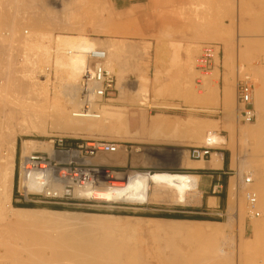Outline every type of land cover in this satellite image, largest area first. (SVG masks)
<instances>
[{
	"label": "bare ground",
	"instance_id": "bare-ground-1",
	"mask_svg": "<svg viewBox=\"0 0 264 264\" xmlns=\"http://www.w3.org/2000/svg\"><path fill=\"white\" fill-rule=\"evenodd\" d=\"M107 1L106 0H0V16L3 17L2 19H4V21L2 19H0V20H2L1 22H3L0 24H1V26L3 25V27L6 25V27L9 28V30H8L9 32H7L6 34H8L10 36V34L12 33L11 37H13L14 40H18L19 43H21L27 47H29L31 45L33 47V45H34L35 49L40 50L39 53L41 54V59H39V60H41L42 62L38 61L39 62V63L37 62L38 64L35 63L36 67H34V69L35 68L37 69V71L35 69L36 73L39 74V76L42 77L43 79L42 78L40 79V77L39 78L37 77L38 79H40V82H39V80L37 81V78L34 75L36 78V79H34L36 83L35 82L32 83L31 86L34 84V86H32V87H34V89L37 87L38 92L44 97V100L47 103V105H49L48 102H50V100H51L50 92H51V87H52L51 74H52V70H53V71H55V74H56L57 83L59 84V82L63 81L62 83H64V84L61 86L65 87L67 89L66 91H69V96H70L69 99L64 100V101H62V100L60 101V99H62V98H60L62 95L60 97H58L59 94H58L57 90L55 89L56 86L53 85V87H55L54 88L55 91L57 92L56 93L57 97L60 99L57 100L58 98L56 97V94L54 91V94H55L54 98L56 97L57 99L53 98L54 101L51 100L53 102L50 104L51 106H49V107L47 106L46 111H45V109L42 111H41V109L40 110L37 109L36 107L38 105L36 107H33V108L30 106L31 110H29V111L27 110L28 112L21 110L24 112L22 113L21 111L20 112L17 111L15 113L14 112L12 113L10 111L9 113L10 114L12 113V114L9 116L10 117L9 119H7L8 116L5 117L6 119L4 118L5 119L4 121L1 120L2 118L0 119V129H1L0 130V132H1L0 133V136H1L0 139L2 141L1 144L4 147V148L0 149V157H1L0 181H1L2 185L4 184V186H5L4 188H6V190H3L4 193L2 191L3 188L0 189V193H1L0 194V207H2V208H0V210L2 209L0 211L1 212L0 216L3 215L2 213L6 212V211H8V209L10 210L12 208L11 212H13V213L8 211L9 213H11L10 217L8 216V213L7 214L5 213L7 216L5 214L3 216H6V218L9 220V221L8 220L7 221L10 222L9 224H11V227H12V225L17 226L18 229L23 233V235H21V232L20 233L16 232L18 235L17 236L15 235L16 236L15 238H17L20 234L19 237H21L22 240H23V238L25 240L24 241L25 244L21 245L20 244L21 240L18 237L19 239H17V241L18 240L20 241L19 244L21 245L22 249H20V245L19 246L17 245L16 250H14L12 248V247H15V246H13V242H11V244H12L11 247H9V245L7 246L6 245L7 243H4V240H6V238L10 239V241H11V239L14 238V236H12L13 234L9 233V234H11L12 238H8L10 235L7 234L6 232H4L9 236L6 235L7 237L5 236L6 238L5 237L3 238L1 236L5 235V234L3 232H0V233H2L0 236V240H1V238L4 239V240L2 239L3 242L0 241L1 243H4V244L0 243L1 246L4 245L6 248L7 247L10 249L12 248V250H13V251L11 250V252H13V253L8 252L7 254H9V255L5 254V256L6 255L10 256L11 254H13V256H14V259H12L11 258L12 255H11V257H10L11 259H10L9 257L6 258L4 255L2 256V254L0 253V258L2 261H4L3 264H6L7 262H9L10 264H11V262H13L15 264L16 263H18V264H153V263H148L144 259V256H143L142 243L140 242V240L143 239L142 237H145L144 236L145 233L151 234V238H152L151 240L154 243L153 247L156 250V254L158 252L157 257L159 256L160 261H161V259H163L162 260L163 264H235V262H237V264H264V69H263V71L261 69V71L258 72L259 68H256L257 64L255 65L254 68L251 67L253 69V71L255 69V73H256V75L254 74L255 78H253V76H251V75H250V77L247 75L243 79L245 81V80H247L246 78L249 77L250 79H248V80H250L254 85L252 101L256 97L254 99L255 105L253 102L256 119L254 120L255 123H253L252 125H248L247 123H252L254 121L246 122V121H243L242 118L240 119V117H239L240 104H239V93H238V107H237V109H238V120H239V122H243V123H246L248 125V126H245L244 128L241 127L242 128L241 129L242 135L243 136L246 135V137L249 136L252 140V138H254V136L256 134L257 141L255 143H252V146L250 145L251 147L249 146L250 151H251L252 156H253L252 163L251 162L249 163L250 164L249 167H250V169H253L254 175H253V173L251 175L249 174L244 179L245 185H248L246 187L247 189L245 192L246 198L244 197V199L245 200L247 199V202H248L247 206L249 209V214L251 215V217H253V218H251V223L253 222V225H254L252 227L254 239H252L250 241L249 240L248 241H245V240L241 241L239 244V248L237 249V252H231L233 250V248H231V250H229L228 247L225 246L226 244H224L223 241L221 243V241H220L221 232L218 230V228L212 226L211 224L194 223L192 221H184V220H171V221H167V222H162V221L161 222H159V221L154 222L152 224L153 227H151L149 229L148 228L137 229V228H129V227H126L125 225H121V224L117 223L118 220H114V219H112V217L104 216V215L86 214V213L75 212V211H57V210L38 211V210L16 208V207H13L11 205V198H12V194H13V185H14V162H15V155H16L17 140H18L19 135H27V134H30L32 131L40 132V133L46 132V129L42 128L43 127L42 125H44L43 123H45L47 121L49 116L52 117L56 126L64 127V129L66 128V130L68 129L69 132L74 133V134H81V133L88 132V131H91L94 129H99V128L100 129H110L111 128V129H116V130H119L121 128H125L127 133L131 134L129 132V129H128V117L126 115V111L120 109V107H118V109H117L116 106L111 105V104L107 105V108L105 110H103V108L105 107L104 105L109 100H111L110 102H113V101H123L124 102L128 99V97H131V98L133 97L132 95L128 96L129 95L127 93L128 89L126 90V85H124L126 83L124 80L126 79L125 78L126 77L125 71L127 69H130L131 72L136 75L135 76L136 77V83H138V89L135 92V97H134L136 104L143 105V104H146V102H148V100H149V95H150L149 77H147V75H146L147 72L145 71V69L141 65V60L143 58H145L143 56H145L147 54V50H148L147 45L141 46L139 44H136V43H133L130 41L128 42V41H117V40H112V39H106V40L94 39V38H90V37L83 35V34L59 33V34L53 36L52 34L47 35V34L43 33V30H45V28L47 29L48 27H51V31L60 29V30H68L71 32H78L79 33L82 30L80 28V25L82 23L81 22L82 17H80V16L82 14H86V15L89 14L93 21H95L97 19L99 22H101L100 20H102L103 18H100V16L102 17L105 14L108 15L107 12L110 13L109 12L110 9L108 10V8H110L109 7L110 5L107 6ZM207 1H209L210 3L213 2L212 0H207ZM223 1L221 0V2H219V3H222L223 7L220 4V7H218L219 6L218 5L217 8L222 9V8H224V6L227 5L225 3V1H224V4H225L224 5ZM238 1L240 2V0H238ZM209 2H207V3L210 4ZM243 2H245V1H242V3ZM213 3L215 4V1ZM213 3L211 5H213ZM11 4H14L13 6L16 9L15 14L18 15V17L16 16L17 18L14 21H13V19H12V21L10 19H9L10 21H8V20H5L6 18H4V17L9 18L8 10H5V8L8 9V7H10ZM108 4H110V3H108ZM201 4H199L198 6H199V8H201V11L205 12V10H203L202 8L206 9L207 5H204L206 3H204L203 6ZM260 4L259 5L261 7L263 4V8H264V3L261 2ZM200 5L202 7H200ZM231 5L232 4H230L229 6H231ZM209 7H210V5H209ZM213 7H215V6L213 5ZM213 7H211L210 9H212ZM226 7H225V9H226ZM199 8L197 9L198 11H199ZM239 8H240V5H239L238 9ZM241 8H244V7H241ZM207 9H209V8L207 7ZM227 9H229V7H227ZM171 10H173V8H171ZM188 10H189V8H188ZM195 10H196V8H195ZM229 10L232 11L233 8L232 9L230 8ZM247 10H249V9H247ZM219 11H218V13H219ZM228 11L224 10L221 13L227 12L228 15L227 14H225V15L229 16ZM260 11H259V13L257 12L258 16H261V15H259ZM209 13H210V11H209ZM209 13H207V14L209 15ZM215 13H213L214 16L211 15L212 14L211 13L208 18H210L212 16L215 18V15H216ZM257 13L255 15H257ZM199 15H201V14H199ZM223 15L224 14H221V16H223ZM232 15H234V14H232ZM232 15H230V16H232ZM236 15H234V16H236ZM11 16H10V18H11ZM90 16L88 19H90ZM108 16L111 17L110 15H108ZM216 16L219 17L218 15H216ZM226 16H224V17L226 18ZM234 16L231 17L232 20L234 19L233 18ZM119 17H121V16H119ZM254 17H256V16H254ZM261 17H263V16H261ZM98 18H100V19H98ZM208 18H207V20H209ZM133 19H134V17H133ZM193 19H195V18H193ZM260 20H262V19H259L258 22H256V23H260L259 22ZM204 21H206V19ZM210 21L213 22L211 20V18H210ZM235 21H236V19H234V22ZM102 22H103V20H102ZM94 23H97V22H94ZM104 23L105 22H103V25H102V23H99L98 26H100V24H101L102 26H100V27L106 28L108 26V24L107 23L104 24ZM109 23H110V21H109ZM195 23L197 24V22H195ZM205 23H207V21ZM209 23L207 24V29H206L207 31L205 30L207 33H209L208 32ZM230 23H231V21H230ZM244 23L245 22L243 21V23H240V25L242 26ZM198 24H200L199 21H198ZM233 24H235V23H233ZM261 24L263 25L264 21ZM105 25H107V26H105ZM211 25H210V27H212ZM216 25L218 26V24H216ZM230 25L228 26L226 24V26H228V27H230ZM260 25L258 24L257 28H258V26L260 28L261 27ZM98 26H96V27H98ZM81 27H82V25H81ZM90 27H94V26H90ZM21 28H22L24 33L22 31H20ZM93 29H95V28H93ZM101 29H103V28H101ZM101 29L99 28L100 31H101ZM244 30H247V29H244ZM2 31H0V32H2ZM4 31H6V30H4ZM95 31L98 32V29ZM100 31H99V33H100ZM20 32H22L23 34H21ZM210 32H212V31H210ZM103 33L108 34L107 32L105 33V31ZM110 33H112V32H110ZM228 33H230V32H228ZM112 34H114V33H112ZM217 35L218 36H216V34L209 33L210 38L219 39L226 44V49H227V54H228L227 55L228 56V62L230 61L229 64H231V61L235 56V52H236L235 50H237L238 48L235 49L233 47L234 45H232L233 43L231 42L232 43L231 44L227 38H224V37L221 38V37H219V34H217ZM231 36H232V34H231ZM6 38L8 39V37H6ZM46 38L50 39L51 44H53V43L55 44L54 49L52 48L51 44L49 46H47L48 44L45 45L44 42H45V40H47ZM1 39H2V37H0V41H1ZM157 39H159V38H157ZM241 39L243 40L242 37H241ZM245 39H247V38H245ZM262 39H260V41ZM247 41H250V40L247 39ZM245 42H246V40H245ZM252 42L253 41L251 40L250 43H252ZM254 43H253V45L251 44V46H254ZM1 44H3V43H1ZM256 44H258V42ZM256 44H255V46H257ZM262 44H264V41L262 42ZM163 45H164V43H163ZM258 45L260 46L261 44H258ZM160 47L157 48L158 49L157 53H160V50H161ZM215 47H216V50L219 51V46L216 45ZM261 47L263 48L264 45H262ZM261 47L260 48L254 47V49L258 48L260 50H264ZM34 48H32V50ZM244 48H242V49H244ZM246 48H248V47H246ZM3 49L5 50L4 47L0 48V50H3ZM7 50L9 51L11 49L9 48ZM99 50H102L106 53V61H105L106 66L109 67L113 72H115V74H117V76H116V78H117L116 88H117V92L119 90V96L115 99H109L107 102H105L103 104L104 107L102 106V108L100 109V113L102 112L100 118H96L93 116H78L76 113L78 110L81 109V106L83 104L81 96H80V93H81L80 82L82 80L83 73H85V70H86L85 67L87 66V64L90 63V54L93 51H99ZM244 50H247V49H244ZM244 50H241L242 51L241 55L243 54ZM6 51H4V52H6ZM218 51H217L218 55L217 54L215 55L216 65H217V59L220 58V56H221V54ZM238 51H240V50H238ZM257 52H258V50H257ZM262 53H264V52L260 51V54H262ZM7 54H8V52H7ZM29 54L30 53H28V55ZM32 54H33V52H32ZM40 54L38 56H40ZM31 57H32V55H31ZM8 58L10 60V57H8ZM252 63H254V62H252ZM241 64L238 63V66H237L238 70H239L238 73L240 75H242L241 77H244L243 76V70H244L243 68L244 67ZM247 64H249V62ZM126 65H129V66L125 67ZM216 65H214L213 69L216 67ZM228 66H230V65H228ZM262 67L264 68V66H262ZM10 68H12L11 65H10ZM22 69H24V68H22ZM213 69L208 74L203 76V84H201V85L197 84L199 86L198 88L201 89L204 87V82H205L206 78H210L213 76L219 77V73H220L219 70H216L213 74H210L213 71ZM13 70H14V68H13ZM28 70L29 69H27V71ZM231 70H234V69H231ZM231 70L229 71L230 73L229 72L225 73V82H224L225 84L223 85V93H224L225 101L230 103V101L232 100V104H233V102L235 101L233 99L236 97L237 94H235L234 85L231 86V79H232V72H233V71L231 72ZM15 72H16V69H15ZM4 73H5V71H4ZM157 73H159V72H157ZM246 73H248V72H246ZM246 73H245V75H246ZM192 74H193V71L188 70V75H190V78L193 76ZM197 74H198V72H197ZM233 74H234V72H233ZM239 74H238V76H239ZM256 76H258V77H256ZM14 77H15V74H14ZM251 77L253 78V80H251ZM3 78H5V77H3ZM191 79H193V77ZM210 80H211V78H210ZM0 81H2V80H0ZM4 81H2L3 82L2 86L4 85ZM16 81H17V79H16ZM139 81H140V84H139ZM240 81L241 80H239V83H240ZM6 82H5V85H9V84H6ZM232 82H233V80H232ZM254 82H256V83H254ZM257 82L259 83L258 86L255 85V84H257ZM1 83H0V85H1ZM8 83H9V80H8ZM27 83H26V85H27ZM239 83H238V86H239ZM10 85H11V81H10ZM15 85H17V84H15ZM191 85L187 86V90L190 92L192 91V93L194 92L195 97L197 99L205 100V101L210 102V103L217 102L219 100L220 82H217L216 86L211 88L208 95H205V96H203L202 93H195V91L193 90V87ZM4 86L2 87L3 89L0 90L1 94H3L2 91L4 90ZM238 86H237V88H238L237 92L239 91ZM255 86L257 87V89H256L257 93L255 92L256 96L254 94V91L256 88ZM18 87H19V85H18ZM0 88H1V86H0ZM8 88H10V87H8ZM59 88L62 89L61 87H59ZM12 90L15 91L14 89H12ZM16 91H17V89H16ZM24 91H26V90H24ZM32 91H33V89H32ZM7 93H9V92H7ZM30 93H31V91H30ZM33 93H34V91H33ZM1 94H0V99H1V96H3ZM35 94H37V93H35ZM15 95H16V93H15ZM21 95H24V94L21 93ZM17 96H18V94H17ZM33 97H34V94H33ZM62 97H64V96H62ZM29 99H30V97H29ZM33 100H35V99L33 98ZM33 100H31V101H33ZM62 102H64V104ZM36 103H37V101H36ZM67 103H68L69 107L74 106V108H66L67 106L65 108H63V106H65V104H67ZM2 105H3V103H2ZM30 107H28V108L30 109ZM226 107H228V106H226ZM6 108H7V106H6ZM1 110H3L2 112H4L5 109H1ZM25 110H26V108H25ZM5 116H6V114H5ZM16 118L17 119L22 118L23 120L20 122H17ZM102 118H104V119L101 120ZM151 121L152 122L150 124L151 125L150 128H151V131H153V132H159L160 130L169 129V130H173L174 133L178 134V132H182V129H184V128H185V130L186 129H188V130L194 129V132H196L194 134H197L196 135L197 138L199 137L198 134H200V137L203 138L204 144H202V145L208 144V145L212 146V152H213L214 148L223 144L226 140L224 136L217 133L216 131L206 133V131L204 130L205 127L203 124H202L204 127L203 131H200V129L202 128V125H198V123H202V122L196 121L198 123L193 124L194 121L191 122L192 120L191 121H189V120L171 121V120H169L167 118H163V117H155ZM211 122L213 123L214 121H211ZM211 122H206V124H208V126H209L207 128H211V127L214 128L215 127L213 124H215L216 122L213 124H211ZM28 123L33 125L32 126L33 130L29 129L30 127L28 128ZM203 123H204V121H203ZM100 124H103V126H101ZM206 124H205V126H207ZM197 130L199 131V133ZM138 134L139 133L137 132L133 135H138ZM48 143L50 145L52 144L51 142H48ZM6 145H7V147H6ZM202 145L197 144V146H202ZM32 151H45V152H50V153L52 152L51 149L46 147V146L34 145L30 139H25L23 141V144H22V153H21L20 160H21L22 156H23V159L26 158L27 156H29L32 153ZM119 152H120V149H119ZM118 153L100 154V155H98L97 158H95L96 159L95 162H97L98 164L104 163L106 160L104 162H102L101 158L109 157V156H112V158H113V155H115V154L117 155ZM212 158L213 159L211 161L212 162L211 166H206L205 164H203V162H201V161H206V160H199L200 162H197V163H191L189 160L187 161L185 159L183 160V155L180 159L181 160L180 162H181L182 166L184 165L186 167H192V168L193 167H196V168L219 167L221 165V162H222L221 156L217 153H213ZM241 173H242V171H241ZM254 176H255V178H254ZM248 178H250L249 182H247ZM2 179H3V181H2ZM117 179L120 180V181L114 183L117 187L108 186L106 188H103L102 190H99V192L96 193L95 196H97V198H102V199L121 200V201L123 200V201H127V202H136V203L142 204V203H146L147 201H150V200H154V201L160 200L162 197L161 195L163 194V192H166V190H168V192L170 194V195H168V197L177 198L178 201H187L188 198H190L192 200V199H196L197 197L202 195L200 190H199L201 177L197 174H192V173L163 172L159 175H154V176L150 177L148 175V173L140 172V170H135V171H130V173L128 175H126L125 177L118 176ZM47 187H49L50 189L57 190V189H60L61 186L59 184H56L53 181H51L50 183L47 182V178H43V175L38 171H31V172L25 173V176L23 175V180L20 184V189L26 193H30V192L40 193L42 191L47 190ZM5 192H6V194H5ZM2 193L5 194L3 196L5 202L7 200L6 198H8L7 202L9 201L8 205H7L9 208L7 210L5 208L6 207L5 204L7 202L6 203L2 202V198H3V197H1ZM248 194H251V196H252V194H254V196H255L254 202L251 201L250 197H248ZM214 202H215V200L212 199L211 204H213ZM243 202H245V201H243ZM2 203L4 204L5 207L2 206L3 205ZM245 205H246V203H240V208H238V210H239L238 212H239L240 216H242V217H244V215H246L245 214V212H246V208H245L246 206ZM3 207L5 210L4 212H3ZM254 217H260V218L254 219ZM4 219H5V217H4ZM252 219H254V220L252 221ZM1 221L2 220L0 219V222ZM3 227H6V226H3ZM11 227H10V230H12ZM18 229L16 231H18ZM2 230L3 229L0 228V231H2ZM6 231L8 232L7 229H6ZM13 231H11V232L15 234V229ZM244 234H245V229H243L242 234H241L242 239H243ZM146 236H148V235H146ZM149 238H150V236H149ZM145 240L146 239H144L143 243L145 242ZM6 241L8 243L10 242L9 240H6ZM15 241H16V239H15ZM5 247H4V249H5ZM146 247H147V245H146ZM149 247H147L148 248V250L146 249L147 251L150 250ZM144 249H145V247H144ZM151 249H152V246H151ZM6 250L7 249H5L4 251H6ZM8 251H10V250L8 249ZM154 251H153V254H154ZM0 252H2V251H0ZM24 253H25V256L23 255ZM235 253H236V255H235ZM148 255H150V254H148ZM145 256H147V255H145ZM151 258H152V256H151ZM159 258H157L158 261H159ZM7 259H10V261H8ZM158 261L155 264H159ZM151 262H152V260H151Z\"/></svg>",
	"mask_w": 264,
	"mask_h": 264
},
{
	"label": "rangeland",
	"instance_id": "rangeland-1",
	"mask_svg": "<svg viewBox=\"0 0 264 264\" xmlns=\"http://www.w3.org/2000/svg\"><path fill=\"white\" fill-rule=\"evenodd\" d=\"M108 1H107V6L110 5L109 6L110 8H108V10L110 9L111 11L109 10L110 13L107 12V14L110 15L111 17H109L106 14L103 15L102 17L100 16V18H103L102 20H103V22H105L104 24H106V23L108 24V26L105 25V26H107L106 28L100 27L103 25L102 20H100L101 22H99L97 19L95 21H93L89 14H87V15L82 14L80 16V17H82L81 18V22H82L81 25H82V27L83 26L84 27L82 28L80 25V28L82 30L79 33L78 32H71L68 30H60V29L51 31V27H48L47 29L45 28V30H43V33H45L47 35L52 34L53 36L57 35L59 33L83 34V35H86V36H88L90 38H94V39H101V40L112 39V40H117V41H128V42L130 41V42L139 44L141 46L147 45V48H148L147 54L145 56H143L145 58H143L141 60V65L145 69V71L147 72L146 73L147 77H149L150 95H149L148 102H146V104H143V105L136 104V101L134 99L135 92L138 89V83H136V77H135L136 75L133 74L130 69H127L125 71V73H126L125 78L126 79L124 81L126 83L124 85H126V90L128 89L127 90V93L129 94L128 96L132 95L133 97L132 98L128 97V99L124 102L123 101L110 102L111 100H109L104 105L105 107L103 106L104 107L103 110H105L107 108V105L111 104V105L116 106L117 109H118V107H120V109L127 111V114H128V112H129V114L134 113V112L144 113L146 116V119H147V123H148V120L151 118L152 115L159 114V113H166V114L173 115L172 118L176 119V120L186 121V119L183 120L181 118H188L187 120H189V121L192 120L191 122L194 121L193 124L194 123L197 124L198 122H202V123H198V125L203 124L205 128L202 125V128H201L202 130L200 129V131H203V128H204L206 133L216 131L217 133L224 136L226 139L225 142L216 147V148H225L227 150V152H228L227 157H228V161L230 163L229 164L230 169L228 170L229 173L227 174L228 182H227V187H226V197H225L226 199L224 201V204L222 205L224 211L220 212V215H218V214H214L213 211L207 209L205 203L203 202L202 195L197 197L196 199L191 200L190 198H188L187 201H178L177 198L168 197V195H170L168 190H166V192H163L160 200H157V201L150 200V201H147L146 203H142V204L136 203V202H127V201H123V200L122 201L121 200L94 201V200H90L87 198H83L80 200H66L63 203H57V202H46V201H44L45 199H43V197L38 196V195L29 196L28 200L23 198L21 200H17V202H33L35 204H42L41 206L45 205L43 207H37V208H21V209L38 210V211L55 210V209L50 208L49 207L50 205L51 206L52 205L65 206L67 209L57 210V211H75V212H81V213H86V214L109 216V217H112V219H114V220H118L117 223H119L121 225H125L126 227H129V228H137V229H143V228L149 229V228L153 227L152 224L154 222H157V221L167 222V221H171V220H184V221H192L194 223L211 224L212 226L218 228V230L221 232V238H220L221 243L223 241L224 244H226L225 246H227L229 250H231V248H233V250L231 252H237V249L239 248V244L241 241H243V240H245V241L249 240L250 241V240L254 239L253 228H252L254 225H253V222L251 223V218H253V217H251V215L249 214V209L247 206L248 205L247 199L246 200L244 199L245 192L247 189L246 187L248 186V185H245L244 179L249 174L251 175L253 173V175H254L253 169H250V167H249L250 166L249 163L250 162L252 163V159H253L252 153L250 151V147L252 146V143H255L257 141L256 134H255L254 138H252V140L249 136L246 137V135H244V136L242 135L241 129L244 128L245 126L252 125L253 123H255V121L252 123H247L248 125L246 123L239 122V120H238V109H237V107H238V92H237L238 88H237V86H238L239 80H243L247 75L249 77L251 75V76H253V78H255L254 77V74L256 75L255 69H254V71L252 69L255 67V63L264 64V58H262V55H264V53L260 54V51L264 52V50L258 49L262 45H264V44H262V42L264 41L263 40L264 39V28H263L264 24L263 25L261 24L264 21L263 20L264 19V13H263L264 8H263V4H262V7L260 6L261 5L260 3L261 2L264 3V0H260V1L259 0H254V1L253 0H240V2L238 0H224L225 3L227 4L226 6L229 7V9L233 8L232 11L227 9L226 6H224V8H222V9L217 8L218 5H219L218 7H220V4L222 5V3H219V2H221V0H212L213 2L215 1V4L217 3L216 5L211 1L215 7H213V5H211L212 3H210L207 0H203V1L202 0H157L155 6L149 12H147V14H145L143 16H140L139 14H134V13H131L132 15L129 14V15L124 16V15L118 13L114 9L111 0H108ZM224 1H223V4H224ZM242 1H245V2L242 3ZM207 2H209L210 4H208ZM108 3H110V4H108ZM204 3H206V4H204ZM199 4H201L202 6H203V4L207 5L206 9L202 8L203 10H205L206 13L204 11H201V8H199V6H198ZM230 4H232L233 6L232 5L229 6ZM13 5L14 4H11L10 7L7 6L8 9L5 8V10H8V13H9V15H8L9 18L4 17V18H6L5 20H8V21L11 20L12 21V19H13V21H14L18 17V15L15 14L16 9ZM201 5H200V7H202ZM209 5H210V7H209ZM239 5H240V8H239L240 10L238 9ZM207 7L209 9L211 7H213V8L209 10V9H207ZM222 7H223V5H222ZM225 7H226V9H225ZM241 7H244V8H241ZM171 8H173V10H171ZM188 8H189V10H188ZM195 8H196V10H195ZM198 8H199V11L197 10ZM246 8L249 10H247ZM223 9L226 11L229 10L228 11L229 16L225 15V14H227V12L221 13L224 11ZM209 11H210V13H209ZM218 11H219V13H218ZM259 11H260L259 15H261L263 17L258 16ZM207 13H209V15L211 13H212L211 15H213V13H215L219 17H217L215 15V18H216L215 19L213 17L214 15H213L212 17H210L211 20L213 21V22H211L210 18H208L209 15ZM220 13L224 14V15L221 16ZM256 13H257V15H255ZM199 14H201V15H199ZM232 14H234V15L237 14V15L234 16ZM230 15L234 16L233 18L236 19L235 22H234V19L233 20L231 19L232 16H230ZM10 16H11V18H10ZM89 16H90L91 20L88 19ZM119 16H121V17H119ZM224 16H226V18ZM254 16H256V17H254ZM133 17L136 21L133 19ZM2 18L3 17L0 16V19H2ZM100 18H98V19H100ZM193 18H195V19H193ZM207 18L209 20H207ZM196 19L199 21L200 24H198V21ZM205 19H206L207 23H205L206 22V21H204ZM241 19L245 22L242 26L240 25V23H243V21ZM259 19H262L259 21L260 23H256V22H258ZM2 20L4 21V19H2ZM2 20H0V23H3V22H1ZM108 20L110 21V23ZM230 21H231V23H230ZM94 22H97V23H94ZM195 22H197L198 25ZM99 23H102V25L100 24V26H98ZM208 23H209V25H208L209 26V28H208L209 33L216 34V36H218L217 34H219V37L227 38L230 41V43L231 42L233 43V44L232 43L231 44L234 45L233 47L235 49L238 48L237 50H235L236 52L238 50H240L237 53L235 52V56L231 61L232 65L229 64L230 61L228 62V56H227L228 54H227L226 44L219 39L210 38L209 33L206 32ZM233 23H235V24H233ZM216 24H218V26ZM226 24L228 26L230 24L232 26L233 25L234 26L232 27L230 25V27H228V26H226ZM258 24L259 25L261 24L260 25L261 29L258 26V28L260 30L257 28ZM210 25L212 27H210ZM0 26H1V24H0ZM90 26H94V27H90ZM96 26H98L100 29L103 28V29H101L102 32ZM7 28L8 27H6V25L4 27H3V25L0 27V31L6 30L4 32L3 31L0 32V35H1L0 37H2L0 42L3 43V44L0 43V48L1 47L5 48V50L4 49L0 50V53H1L0 54V67H1L0 68V74H1L0 80H2V81L5 80L4 85H5L6 81H7L6 84L10 85V81H11V85L10 86L9 85H5V86L3 85L4 86V90H3L4 92L2 91L3 94L0 93L3 96L5 95L4 97L1 96L2 100L0 99V105H1L0 108L5 109L4 112H2L3 110L0 109V111H1L0 112L1 113L0 119L2 118L1 120L4 121L6 119L5 117L8 116L7 119H9L10 118L9 116L13 112L14 113L17 111L20 112L21 110H24L26 112L27 110L28 111L31 110V107L33 108V107H36L37 105H38L36 107L37 109H39V110L41 109V111L45 109V111H46L47 106L48 107L51 106L50 104L57 97V94H56L57 92L59 94L58 97H60L61 95L64 96V97H62V96L60 97L62 99L57 97L58 98V99L56 98L57 100L60 99V101L61 100L64 101V100L69 99V97H70L69 91H66L67 89L65 87L61 86L64 84V83H62L63 81H61V82L58 81L59 84L57 83L55 71L52 70V74H51L52 87H51V92H50V95H51L50 98L53 101L50 100V102H48L49 105H47V103L44 100V97L38 92L37 87L34 89V87H32V86H34V84L31 86V84L35 82L34 79H36L37 77L38 78L40 77L39 74L36 73L37 69L35 68L36 71L34 69V67H36V64L39 63L38 61L42 62L41 60H39V59H41V54L39 53L40 50L35 49L34 45H33V47H32V45L29 46L30 47L29 48V47L19 43L18 40H14L13 37H11L12 33L10 34V36L8 34H6L7 32H9L8 31L9 28L8 29ZM22 28L20 29V31L23 32ZM93 28H95V29H93ZM243 28L247 29V30H244ZM97 29H98V32L95 31ZM99 31H100V33H99ZM104 31H105V33L107 32L108 34H104L103 33ZM210 31H212V32H210ZM22 32H20V33L23 34L24 32L23 33ZM110 32H112L114 34H112ZM228 32H230L232 34V36ZM6 37H8V39ZM241 37L243 38V40L241 39ZM157 38H159V39H157ZM245 38L249 39L250 41H247V39H245ZM260 39H262V40L260 41ZM245 40H246V42H245ZM251 40L253 41L252 43H250ZM256 41L258 42V44H261V45L259 46L258 44H256L257 43ZM44 43H45V45L48 44L47 46H49L51 44L50 39L45 40ZM163 43H164V45H163ZM210 43H216L219 46V49L221 50V56H220V58L217 59V65L210 74H213L216 70H219L220 73H219V77H214V76L210 77L211 80H210V78H206V80L204 82V87L200 89V88H198L199 86L196 84V80H195L196 76H197L196 60L199 57V55L201 54L203 47L206 44H210ZM253 43H254V46H251V44L253 45ZM255 44L257 46H255ZM51 45H52V48L54 49L55 44L53 43ZM31 47L34 48L33 50L35 52L32 50ZM158 47L161 48L160 53H157ZM246 47H248V48H246ZM254 47H258V48H255L256 49L255 50ZM9 48L11 50L8 51L7 49H9ZM242 48L247 49V50H244ZM241 50H244L242 55H241V52H242ZM257 50H258V52H257ZM4 51H6V52H4ZM31 51L33 52V54ZM7 52H8V54H7ZM27 52L30 54L28 55ZM38 53L40 54V56H38L39 55ZM31 55H32V57H31ZM8 57H10V60ZM248 62H249V64H247ZM252 62H254V63H252ZM238 63H240V64L242 63L241 65L244 67L243 68L244 69L243 70V76L244 77H241L242 75H240L238 73V71H239L238 67H237ZM10 65L12 68H10ZM228 65H230L231 67ZM127 66H129V65H126L125 67H127ZM13 68H14V70H13ZM22 68H24V69H22ZM256 68H258L257 65H256ZM15 69H16V72H15ZM27 69H29V70L27 71ZM231 69H234L235 71L231 70ZM188 70L193 71V74H192L193 76L191 75L193 77V79H191L192 77L190 78V75H188ZM230 70H231V72L232 71L234 72V74L232 72L231 86L234 85L235 94H237V95L233 99V100H235L233 102V104H232V100L230 101V103L224 101V106H222L221 105L222 85L225 84L224 83L225 82V73L229 72ZM4 71H5V73H4ZM157 72H159V73H157ZM246 72H248L249 74ZM245 73H246V75H245ZM14 74H15V77H14ZM238 74H239V76H238ZM34 75L36 76V78ZM115 75L117 76V74H115ZM3 77H5L6 79ZM256 77H258V76H256ZM38 78H37V81L39 80V82H40V79L42 77H40V79H38ZM253 78L251 77V80H253ZM16 79H17V81H16ZM8 80H9V83H8ZM232 80L234 83L232 82ZM2 81H0V83ZM217 82H220V94H219V100L217 102L210 103V102H207L205 100L197 99L195 97L194 92L192 93V91L190 92L187 90V86L192 84L191 86L193 87V90L195 91V93H202V95L205 96V95H208L211 88L216 86ZM26 83H27V85H26ZM254 83H256V82H254ZM2 84H3V82L0 85L1 86L0 90L3 89ZM15 84H17V85H15ZM139 84H140V81H139ZM258 84L259 83L257 82V84H255V85L258 86ZM18 85H19V87H18ZM53 85L56 86V88L53 87ZM8 87H10V88H8ZM59 87H61L62 89H60ZM54 88L57 90V92L55 91ZM12 89H14L15 91H13ZM16 89H17V91H16ZM32 89H33L34 93H33ZM256 89H257V87L255 88L254 94H255V92L257 93ZM24 90H26V91H24ZM6 91L9 93H7ZM30 91H31V93H30ZM54 91L56 94L55 98H54V96H55ZM15 93H16V95H15ZM21 93L24 95H21ZM35 93H37V94H35ZM17 94H18V96H17ZM33 94H34V97H33ZM118 96H119V90H118V92H115L114 94H112L110 99H115ZM255 96H256V94H255ZM29 97H30V99H29ZM33 98L35 100H33ZM254 99H253V102L255 105ZM31 100H33L35 103ZM36 101H37V103H36ZM1 102L3 103V105ZM62 103L64 104V102H62ZM6 106H7V108H6ZM226 106H228V107H226ZM28 107H30V109ZM65 107L66 108H74V106L69 107L68 103L65 104V106H63V108H65ZM25 108H26V110H25ZM221 110L223 111L222 113H220ZM10 111L12 112L11 114L9 113ZM24 111H21V112L23 113ZM5 114H6V116H5ZM174 116H177V117H174ZM155 117H163V118L169 119L168 117H165L163 115H156V116H153L152 120ZM219 117H223V122L210 120V119L219 118ZM103 119L104 118H102L101 120H103ZM22 120H23L22 118H18V119L16 118L17 122H20ZM52 120H53L52 117L49 116L47 121L45 123H43L44 125H42L43 126L42 128H45L46 132L40 133V132L32 131L30 134L18 136L17 143H18V141H20V143H21V153H22V144H23V141L25 139H30L34 145L46 146V147L51 149L52 144L50 145L48 142H50V140H52V138H55L56 136H63L65 138H67V140L69 142H81L83 140H91V139H96V138L116 140L119 142H129L126 140L127 136L130 137V140H137L136 138L139 135V134L138 135L128 134L127 131L125 130V128H121L119 130L111 129V128L110 129H100L99 128V129H94V130L84 132L81 134H74V133L69 132L68 129L67 130H66V128L64 129V127L56 126V124L54 123V120L53 121ZM176 120H174V121H176ZM196 121H198V122H196ZM203 121H204V123H203ZM211 121H214L213 123L216 122L215 124L217 126L215 124H213ZM206 122H211V124H213L215 127L214 128H212V127L207 128L209 126H208V124H206ZM205 124L207 126H205ZM100 125L103 126V124H100ZM32 126H33L32 124L28 123V128L30 127L29 129L33 130ZM182 130H185V128ZM185 131H187V132L184 134H182V132H178V134H176V133H174L173 130L167 129V130H160L159 132H153L152 131V133L154 135H159L161 133H162V135H164L166 133V135L170 139H177V138H179V134L180 135L182 134L183 137L188 140L187 141L188 144H191V145H197V144L202 145V144H204V140L202 137H200V134H198L199 135L198 138L196 136L197 134H194V133H196V132H194V129L193 130L186 129ZM198 133H199V131H198ZM0 138H1V136H0ZM0 141H1V139H0ZM1 143H2V141L0 142V145H1L0 149L4 148ZM6 147H7V145H6ZM124 149H125L124 147L120 148V152H122V150H124ZM214 150H215V148H214ZM32 152H34V151H32ZM20 157H21V155H20ZM178 158H180L179 154L172 153L171 157L166 160V166L165 167L159 166L160 162L155 159L153 161V163H154L153 166L148 167V168H140L138 170H140V172L148 173V175L150 177H152L154 175H159L163 172L185 173V172H183L185 170L202 169V168H196V167H193V168L192 167H186L184 165L182 167L180 165V162L178 161ZM184 159L187 161L189 160L191 163L200 162L199 160L197 161L195 159H191L189 157L188 152L185 153V155H183V160ZM0 161H1V157H0ZM201 162H203V164H205L206 166H211V164H212L211 161L210 162L201 161ZM184 167H186V168H184ZM16 171H17V159H16V155H15L14 183H15ZM241 171H242V173H241ZM118 176L125 177L126 175L122 176V174H121ZM254 178H255V176H254ZM2 181H3V179H2ZM0 184H1V181H0ZM4 187H5L4 184L0 185V189L3 188L2 191L6 190V188H4ZM199 190H200V187H199ZM13 191H14V185H13ZM200 192H201V190H200ZM3 193H4V191H3ZM3 193H2L1 197H3L6 194V192H5V194H3ZM18 194H19V197L21 198L20 192H19V182H18ZM201 194H202V192H201ZM6 199L8 200V198H6ZM3 200H4V197L2 198V202H5V200L4 201ZM7 200H6V202H7ZM243 201H245V202H243ZM8 202L5 204L6 207L2 203L3 204L2 206H4L6 208V210L9 208L7 206ZM13 202H14V200H12V198H11V205L13 207H15ZM214 203L212 205H214ZM240 203H246V205H245L246 206L245 207L246 208V212H245L246 215H244V217L240 216V214L238 212L239 211L238 208H240ZM4 207H3V212L5 211ZM0 208H2V207H0ZM91 210H94V211H91ZM8 211L11 212L12 208L10 210L8 209ZM8 211H6L2 214L4 215L5 213L6 214L8 213V216L10 217L11 213H13V212L9 213ZM138 213H150V214H155V216H139V215H137ZM162 214H185V215L211 216V217L218 218L220 221H206V220L201 221V220H190V219H174V218L156 217V215H162ZM3 215L0 216V219L2 220L0 222V228L3 229L0 232H3V233L6 232L7 234L11 233V234H13L12 236H14V238H12L11 234H9L11 236L10 237L6 233H4L5 235L1 236L2 233H0V236L3 238L7 235V236H9L8 238L13 239V240L11 239V241H10V239H7L6 238L7 236H6L5 238H6V240L10 241L9 243L6 240H4L3 238H1L0 241L3 242V240H4V243H7L6 245L7 246L9 245V247L12 246L11 242H13V246H15V247H12V248L14 250H16L17 245L19 246L20 244L21 245L25 244V242H24L25 240L23 237H22L23 238V240H22L21 237H19L20 236V234H19L18 237L20 238L21 243L19 240H18L19 242L17 241V239H19V238L18 237L15 238L18 235L16 232L20 233L21 231L15 225L14 226L12 225V227H11V224H9L10 222H8L9 220L6 218L7 215L6 216H3ZM4 217H5V219H4ZM256 218L259 219L260 217H254V219H256ZM254 219H252V221ZM3 226H6V227H3ZM9 226L12 228V230H10ZM6 229L8 230V232L6 231ZM14 229H15V234L11 232ZM17 229H18V231H16ZM243 229H245V234L243 235V239H242L241 234H242ZM149 234L145 233L144 234L145 237H142L143 239L140 240V242L142 243V251H143L144 259L148 263L155 264V263H157V261H158L157 258H159V256L157 257L158 252L156 254V250L153 247L154 243L151 240L152 239L151 234L150 235ZM21 235H23L22 232H21ZM146 235H148V236H146ZM149 236H150V238H149ZM15 239H16V241H15ZM144 239H146L145 240V242L147 241L146 243L145 242L143 243ZM4 243H1V244H4ZM1 244H0V247H1L0 251H2V252H0V253L2 254V256L3 255L5 256V254H7L8 252L13 253V252H11L12 248L11 249L8 247L6 248L4 245L1 246ZM21 245H20V249H22ZM146 245H147V247L150 246L149 251H147L148 248L146 247ZM151 246H152V249H151ZM4 247H5V249H7L6 250L7 252L4 251L5 250ZM144 247H145V249H144ZM8 249L10 251H8ZM153 251H154V254H153ZM148 254H150V255H148ZM7 255H9V254H7ZM7 255L5 256L6 258H8V257L10 258L12 255L11 258L14 259L13 254H11L10 256H7ZM23 255L25 256V253ZM145 255H147V256H145ZM235 255H236V253H235ZM151 256H152V258H151ZM10 259H7V260L10 261ZM151 260H152V262H151ZM162 260L163 259H161V261H160V258H159L158 263L163 264ZM3 262L4 261H2L0 258V264H3ZM8 263L9 262H7L6 264H8ZM11 264H15V263L11 262ZM16 264H18V263H16ZM235 264H237V262H235Z\"/></svg>",
	"mask_w": 264,
	"mask_h": 264
},
{
	"label": "built area",
	"instance_id": "built-area-1",
	"mask_svg": "<svg viewBox=\"0 0 264 264\" xmlns=\"http://www.w3.org/2000/svg\"><path fill=\"white\" fill-rule=\"evenodd\" d=\"M216 43L206 44L196 60V84H203V76L208 74L216 65L215 55L217 54ZM221 54V50L218 51ZM218 55V54H217ZM106 53L102 50L93 51L90 54V63L85 67L81 84V109L77 111L78 116H93L100 118V109L107 102L112 94L117 92L116 75L106 66ZM241 80L239 83V117L243 121L252 122L256 119L252 96L253 83L248 80ZM52 143L51 153L34 151L29 156L19 161L18 182L20 196L28 200L29 196L38 195L46 202L63 203L66 200H80L87 198L94 201L108 199L95 196L99 190L110 187H117L114 183L120 181L118 175L125 176L131 168L118 170L111 166H103L95 162L100 154L118 153L119 149L125 147L128 152L133 151V144L96 138L83 140L81 142H69L63 136H56L50 140ZM125 144V145H123ZM190 158L195 160H208L212 155V146H192L188 149ZM31 171H38L47 178V182L59 184L60 189H50L40 193H26L20 189L23 175ZM250 178L247 179V182ZM254 202V194H248Z\"/></svg>",
	"mask_w": 264,
	"mask_h": 264
},
{
	"label": "crops",
	"instance_id": "crops-1",
	"mask_svg": "<svg viewBox=\"0 0 264 264\" xmlns=\"http://www.w3.org/2000/svg\"><path fill=\"white\" fill-rule=\"evenodd\" d=\"M157 0H111L114 9L122 14V15H129L131 13L139 14L143 16L147 14L156 4ZM262 48V47H261ZM264 49V47L262 48ZM264 58V55H262ZM258 66V72L263 71V64L255 63ZM224 93H223V85L221 90V105L224 106ZM223 111L221 110L220 113ZM128 117V129L131 135L135 133H139L137 140H130V137H126L129 143L133 144L134 150L128 152L126 148L122 150V152L118 153L117 155L103 157L101 161L105 162L100 163L103 166H111L118 170H123L126 168H135L134 170H138L140 168H148L153 166V161L156 159L160 162L159 166L165 167L166 160L171 157L172 153H177L180 155L178 161L181 160V155H185L188 152V149L192 146L187 143V139L183 137L182 134L186 133L187 131L182 130V134H179V138L177 139H170L166 133L164 135H154L151 131V120L153 116L156 115H163L168 117L170 120L174 121L173 115L166 114V113H159L152 115L151 118L148 120L144 113L134 112L127 114ZM170 116V117H169ZM177 117V116H174ZM183 120H187L188 118H181ZM214 121L223 122V117L210 119ZM150 130V131H149ZM123 143V142H122ZM126 143V142H124ZM125 145V144H123ZM188 148V149H187ZM227 150L225 148H215L213 150L211 157L206 160L207 162L212 161L213 153H217L221 156V165L219 167H206L202 168L201 174H197L201 177L200 179V190L202 192L203 202L205 203L207 209L213 211L214 214L220 215V212H223L222 203L224 200L222 199V193L225 190L224 187V180L227 178V174L229 173V161L226 154ZM18 157L17 153V146H16V159ZM190 157V156H189ZM112 158V159H111ZM100 161V162H101ZM114 161V162H113ZM198 161V160H197ZM181 165V162H180ZM182 166V165H181ZM183 167V166H182ZM186 168V167H184ZM206 178V179H205ZM23 197H19L17 200H21ZM215 200V204H211V200ZM12 200H14V191L12 195Z\"/></svg>",
	"mask_w": 264,
	"mask_h": 264
},
{
	"label": "trees",
	"instance_id": "trees-1",
	"mask_svg": "<svg viewBox=\"0 0 264 264\" xmlns=\"http://www.w3.org/2000/svg\"><path fill=\"white\" fill-rule=\"evenodd\" d=\"M17 171L15 175V183H14V206L17 208H37V207H43L41 206L42 204H35L33 202H17V199L19 198L18 194V164L20 161V155H21V143L18 141L17 143ZM228 152H226L227 154ZM185 173H193V174H201L202 170H185L183 171ZM224 180V187L225 190L222 193V199L225 201L226 197V187H227V182H228V177ZM224 203H222L223 205ZM52 209L55 210H64L67 209L65 206H60V205H50L49 206ZM94 211V210H91ZM137 215L139 216H155V214H150V213H138ZM156 217H165V218H174V219H190V220H201V221H220L218 218L211 217V216H201V215H185V214H162V215H156Z\"/></svg>",
	"mask_w": 264,
	"mask_h": 264
}]
</instances>
